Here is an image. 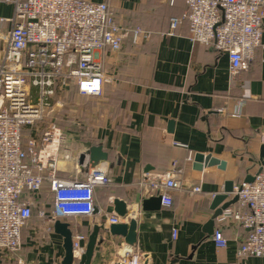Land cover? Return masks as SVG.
<instances>
[{"label": "crops", "instance_id": "0c3cea01", "mask_svg": "<svg viewBox=\"0 0 264 264\" xmlns=\"http://www.w3.org/2000/svg\"><path fill=\"white\" fill-rule=\"evenodd\" d=\"M86 1L105 3L119 27L139 29L148 37H139L135 44L128 37L119 51L98 53L103 73L110 80L101 95L106 119L90 136L64 131L70 159L59 161V177L82 178L93 173L92 169L85 172L78 158L88 147L102 144L110 160L96 171L104 174L106 184L94 190L99 214L63 221L70 223L73 233L88 238L94 225H110L109 219L116 217L111 201L118 199L127 204L128 218L137 221L134 247L142 254L141 264H264V258L237 259V249L247 234L240 225L225 223L221 227L227 241L223 249L216 247L213 234L203 233L212 215V197L221 192L225 182L243 181L260 166L264 31L253 58L231 80L227 55L192 43L186 21L170 31V19L181 18L187 0ZM12 15L13 7L0 3V18ZM9 28L8 23L0 24V57ZM196 154L225 162V170L216 166L194 170ZM169 172L176 173L182 182L181 189L171 193V207L140 211L142 200L154 196L148 192V183ZM238 208V203L230 207ZM49 226L39 220L31 231L24 232L22 259L61 264L62 240L53 229L48 231ZM217 226L215 221L214 229ZM173 229L178 230L176 240ZM99 237L104 241L95 248L91 264H117L115 257L125 245L123 239L111 238L103 231Z\"/></svg>", "mask_w": 264, "mask_h": 264}, {"label": "built area", "instance_id": "2783aa9c", "mask_svg": "<svg viewBox=\"0 0 264 264\" xmlns=\"http://www.w3.org/2000/svg\"><path fill=\"white\" fill-rule=\"evenodd\" d=\"M172 2V0H165ZM11 5L6 45L0 57V259L14 264H35L17 256L21 231L37 211L39 220L52 231L55 220L88 218L94 213V190L106 184L98 171L85 177H59V161L70 159L67 135L56 120L53 100L74 87L78 95L98 97L110 80L104 75L98 53L117 52L130 37L135 44L147 38L139 29L119 27L105 3L86 0H0ZM188 23L192 43L206 45L229 60L233 80L253 58L264 31V0H187L181 18L173 17V32ZM55 110V118H54ZM264 144V136H262ZM182 187L176 173L157 176L148 183L151 195L161 196L170 208L171 193ZM47 191L52 206L41 210L36 198ZM195 191H199L198 188ZM236 210L230 208L215 220L213 241L225 248L221 227L240 225L247 231L236 252L237 259L264 258V168L252 183L239 181ZM110 224L118 223L111 217ZM173 229L172 238L177 239ZM87 237L73 233L77 258ZM117 264H141L142 254L134 246L122 245Z\"/></svg>", "mask_w": 264, "mask_h": 264}, {"label": "water", "instance_id": "95a60500", "mask_svg": "<svg viewBox=\"0 0 264 264\" xmlns=\"http://www.w3.org/2000/svg\"><path fill=\"white\" fill-rule=\"evenodd\" d=\"M173 130V122L169 123V131ZM109 154L104 150L102 144L90 146L80 153L78 158V165L84 166V171L89 169L96 170L98 166L107 164L109 162ZM259 168L254 175H247L243 182L252 183L255 175H258L264 168V144L259 148ZM216 166L218 170H225L226 163L213 158L211 155L196 154L193 158V169L201 171L203 168H210ZM148 171V168H146ZM96 172V171H94ZM233 181H227L220 193L215 194L210 200L209 209L212 212L211 218L205 224L203 233L211 236L214 232L215 220L221 216L224 211L235 205L238 201V196L233 193ZM113 213L123 222L110 224L107 228L104 225H94L92 231L88 235L87 242L83 246L82 253L75 258L72 247L73 232L71 225L62 220H55L52 226L54 234L58 235L62 240L63 259L61 264H91L95 248L103 243V239L99 237L101 231L108 233L111 238H122L124 243L128 246H135L137 244V221L128 218L129 208L127 204L118 199H112ZM161 196H152L143 199L140 205L142 212H156L161 208ZM94 214H99V209L94 206Z\"/></svg>", "mask_w": 264, "mask_h": 264}, {"label": "rangeland", "instance_id": "374dc122", "mask_svg": "<svg viewBox=\"0 0 264 264\" xmlns=\"http://www.w3.org/2000/svg\"><path fill=\"white\" fill-rule=\"evenodd\" d=\"M101 97H83L68 90L56 97L52 104L58 108L56 109V120L60 128L67 131L68 134H80L83 137L95 134L96 130L103 126L107 114L106 107L101 108ZM36 203L41 207V210H44L46 206L52 204L51 195L47 191L42 192ZM33 214L31 222L36 223L39 221L38 212L34 211Z\"/></svg>", "mask_w": 264, "mask_h": 264}, {"label": "trees", "instance_id": "16d2710c", "mask_svg": "<svg viewBox=\"0 0 264 264\" xmlns=\"http://www.w3.org/2000/svg\"><path fill=\"white\" fill-rule=\"evenodd\" d=\"M69 91H74L75 93H77L76 92V89L74 88V87H72V88H70L69 89ZM50 194V193H49ZM52 198V197H51ZM36 200H37V198H36ZM39 206V205H38ZM51 206H52V204H50V205H48V206H46L44 209H49V208H51ZM39 208H41L40 206H39ZM34 213V212H33ZM33 216H34V214H33ZM38 218V217H37ZM32 219H33V217H32ZM32 219L27 223V225L22 229V231H21V236H22V243H23V234H24V232H29V231H31V228L34 226V223L35 222H31L32 221ZM34 219H36V218H34ZM33 224V225H32ZM23 245V244H22ZM21 250H22V246H21V249L19 250V252L17 253L18 255L17 256H19V254L21 255ZM20 257V256H19ZM0 264H14V262L13 261H11V260H1L0 259Z\"/></svg>", "mask_w": 264, "mask_h": 264}]
</instances>
